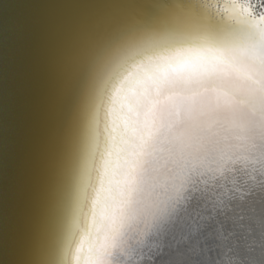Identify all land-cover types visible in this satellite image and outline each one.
Segmentation results:
<instances>
[{"label": "snow or ice", "instance_id": "obj_1", "mask_svg": "<svg viewBox=\"0 0 264 264\" xmlns=\"http://www.w3.org/2000/svg\"><path fill=\"white\" fill-rule=\"evenodd\" d=\"M45 5L4 264H264V0Z\"/></svg>", "mask_w": 264, "mask_h": 264}, {"label": "bare ground", "instance_id": "obj_2", "mask_svg": "<svg viewBox=\"0 0 264 264\" xmlns=\"http://www.w3.org/2000/svg\"><path fill=\"white\" fill-rule=\"evenodd\" d=\"M55 0H0V90L4 99V121L7 126V169L0 171V195L7 188L9 207L14 205L12 186L23 159L28 120L24 76L34 54L37 41V22L44 15L47 3ZM114 101L127 107L122 93H114ZM0 264L4 256L0 253Z\"/></svg>", "mask_w": 264, "mask_h": 264}, {"label": "clouds", "instance_id": "obj_3", "mask_svg": "<svg viewBox=\"0 0 264 264\" xmlns=\"http://www.w3.org/2000/svg\"><path fill=\"white\" fill-rule=\"evenodd\" d=\"M216 264H221V262H220V261H217ZM226 264H227V262H226ZM232 264H242V261L234 260V261L232 262Z\"/></svg>", "mask_w": 264, "mask_h": 264}]
</instances>
